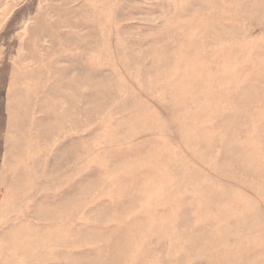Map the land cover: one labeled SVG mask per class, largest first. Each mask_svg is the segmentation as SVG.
<instances>
[{"label":"rangeland","instance_id":"rangeland-1","mask_svg":"<svg viewBox=\"0 0 264 264\" xmlns=\"http://www.w3.org/2000/svg\"><path fill=\"white\" fill-rule=\"evenodd\" d=\"M0 264H264V0H0Z\"/></svg>","mask_w":264,"mask_h":264}]
</instances>
